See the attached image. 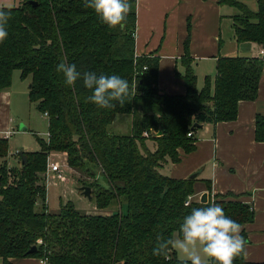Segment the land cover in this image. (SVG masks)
<instances>
[{"label": "trees", "instance_id": "1", "mask_svg": "<svg viewBox=\"0 0 264 264\" xmlns=\"http://www.w3.org/2000/svg\"><path fill=\"white\" fill-rule=\"evenodd\" d=\"M31 1L16 0L11 10L8 36L0 42V89L10 86L14 69L21 78L28 77L29 99L47 113L49 137L37 136L39 149L20 150L17 165L6 160L0 164L2 264H14L11 257L21 256L46 264H181L174 251L170 259L153 255L158 238L180 236L183 218L193 208L212 203L241 225L248 242L244 225L253 220L254 210L241 193H212L210 178H205L207 200L193 197L186 202L200 178L175 177L168 169L181 159L180 150L195 149L193 133L202 123L232 120L240 100L257 96L263 57L219 56L214 81L206 75L198 87L188 22L180 57L184 69L177 72L185 92L170 94L157 85L159 56L135 53L136 0H127L131 10L123 28H109L83 6L84 0ZM228 1L239 9L233 14L235 39L252 40L264 49V0H257L256 9ZM62 61L74 63L80 72L126 79L124 106L113 101V107L100 108L89 102L92 93L82 79L65 84L57 71ZM119 116L128 121L124 132L113 127ZM255 139L264 140L262 114L255 117ZM7 146V137L0 136L1 156ZM54 151L63 152L80 175L92 177L80 179L91 187L94 210L80 211L71 202L48 210L43 173ZM97 173L106 185L98 182ZM233 264L264 261L240 256Z\"/></svg>", "mask_w": 264, "mask_h": 264}, {"label": "crops", "instance_id": "2", "mask_svg": "<svg viewBox=\"0 0 264 264\" xmlns=\"http://www.w3.org/2000/svg\"><path fill=\"white\" fill-rule=\"evenodd\" d=\"M239 1L251 9L257 8V0ZM238 10L228 0H136L135 53L153 52L159 56L157 85L170 94L185 92L183 78L177 72L184 69L180 57L184 53L188 22L189 51L198 87L203 85L206 75L214 81L219 56L263 57L257 96L240 100L232 120L202 123L193 133L195 149L180 150L181 159L173 163L169 174L186 177L200 170L195 198L206 191L205 178H210L212 193H241L242 200L251 203L254 210L253 220L244 225L248 236L246 259L264 261V140L255 139V117L264 115V53L260 51V44L252 40L235 39L233 14ZM23 80L29 84L28 77ZM14 90L11 86L0 89V135L3 136L11 135L17 123L19 129L20 125L27 127L12 114ZM25 92L26 101L29 98L28 91ZM121 119L122 116L116 119L117 124L127 122L128 125L127 119ZM11 260L14 264H42L34 256L11 257Z\"/></svg>", "mask_w": 264, "mask_h": 264}, {"label": "clouds", "instance_id": "3", "mask_svg": "<svg viewBox=\"0 0 264 264\" xmlns=\"http://www.w3.org/2000/svg\"><path fill=\"white\" fill-rule=\"evenodd\" d=\"M16 6L13 0L0 3V42L8 36L11 10ZM83 6L93 9L109 28H123L131 10L127 0H84ZM57 71L63 73L68 86L82 79L84 86L92 93L87 100L100 108L113 107V101L123 107L125 97L129 95L127 80L118 75L97 76L94 71L80 72L74 63L64 61L57 65ZM179 231L180 238L159 237L153 255L170 259V253L174 251L179 254L177 258L181 264H209L210 260L215 264H233L235 258L247 257V241L241 235V225L226 216L218 204L193 208L183 218Z\"/></svg>", "mask_w": 264, "mask_h": 264}, {"label": "rangeland", "instance_id": "4", "mask_svg": "<svg viewBox=\"0 0 264 264\" xmlns=\"http://www.w3.org/2000/svg\"><path fill=\"white\" fill-rule=\"evenodd\" d=\"M19 70L14 69L12 72L11 87H15L12 94V114L17 118V122L22 120L27 125L26 129H19L17 124L11 135H5L7 137L8 146L5 155H0V164L3 160H6L9 166L17 165L20 150H28L29 148H40V143L37 139L42 137L46 139V132L48 127V122L45 115L36 108V103L26 99L25 101V91L27 89L28 81L20 78ZM20 89V91H19ZM24 91V95L22 93ZM29 98V96H28ZM122 123V122H121ZM127 122L122 124H113V127L118 132H124L127 128ZM3 136V135H0ZM33 149V150H35ZM54 158L53 161L63 162L66 155L63 152L54 151L50 154ZM173 163L169 166L171 170ZM66 178L62 179L54 175L52 172L45 173L44 171V183L46 186V202L48 210L57 211L61 205L66 202H71L75 208L80 211H88L95 208L94 197L88 198L80 189V186L85 184L83 181H89L92 177L87 175H80L81 173L74 169L73 167H65ZM82 177V179H80ZM96 179L102 185H106V180L100 176L99 173L96 175ZM93 195V194H92ZM119 206V205H118ZM112 208H118L116 203L111 204ZM123 209L126 210V204H123ZM174 238H180L178 234L174 235Z\"/></svg>", "mask_w": 264, "mask_h": 264}, {"label": "built area", "instance_id": "5", "mask_svg": "<svg viewBox=\"0 0 264 264\" xmlns=\"http://www.w3.org/2000/svg\"><path fill=\"white\" fill-rule=\"evenodd\" d=\"M261 53H264V49L261 48ZM145 68V67H144ZM44 115H47V113H43ZM146 134V131L144 132ZM192 131L188 132V135H191ZM8 134H6L7 136ZM49 137V132H46V138ZM19 153V151L17 152V154ZM52 158H54L53 156L49 155L48 156V161H47V165H46V169H45V173H49L52 172L54 175H56L59 178L65 179L66 178V173H65V167H69L67 161H66V157L64 158L63 162H59L57 161H53ZM194 194L188 195L186 202H188L191 198H193ZM40 262L42 264H46V261L41 259Z\"/></svg>", "mask_w": 264, "mask_h": 264}, {"label": "water", "instance_id": "6", "mask_svg": "<svg viewBox=\"0 0 264 264\" xmlns=\"http://www.w3.org/2000/svg\"><path fill=\"white\" fill-rule=\"evenodd\" d=\"M29 2H32L31 0H29ZM35 4V2H33ZM30 86V82L28 84V87ZM193 126H199L197 125V123H195ZM20 128L21 129H25V126L24 125H20ZM21 155V158L24 159L25 158V155L22 153L20 154ZM200 170H196V171H193L192 173L189 174V177H194V176H197V174L199 173ZM80 189L82 191V194H84L85 196H87L88 198H91V187L87 184H83L80 186ZM200 200L201 201H206L207 200V192L206 191H203L200 195ZM35 249V246L33 245L29 251H32ZM172 253V252H171Z\"/></svg>", "mask_w": 264, "mask_h": 264}]
</instances>
